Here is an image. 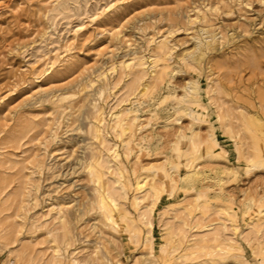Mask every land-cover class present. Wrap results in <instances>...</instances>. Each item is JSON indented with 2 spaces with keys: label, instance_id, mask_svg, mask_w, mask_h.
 I'll use <instances>...</instances> for the list:
<instances>
[{
  "label": "rangeland",
  "instance_id": "1",
  "mask_svg": "<svg viewBox=\"0 0 264 264\" xmlns=\"http://www.w3.org/2000/svg\"><path fill=\"white\" fill-rule=\"evenodd\" d=\"M262 16L259 0H3L0 264H264ZM99 112L117 224L88 170Z\"/></svg>",
  "mask_w": 264,
  "mask_h": 264
},
{
  "label": "bare ground",
  "instance_id": "2",
  "mask_svg": "<svg viewBox=\"0 0 264 264\" xmlns=\"http://www.w3.org/2000/svg\"><path fill=\"white\" fill-rule=\"evenodd\" d=\"M163 43V42H160ZM159 44V43H158ZM157 44V45H158ZM156 45V46H157ZM165 44H159L157 46V53H163V49ZM157 54V55H158ZM163 55V54H162ZM151 63V61H150ZM139 67H143L142 63L137 64ZM134 65L127 64L125 66L126 70H132ZM158 67L156 61H152L150 65V74L153 75L157 81L162 80V77L164 75V70H158L156 69ZM152 76V78H153ZM144 86V85H143ZM145 89V88H144ZM102 92V91H101ZM101 92H97V97L101 96ZM94 107V105H93ZM134 119V118H133ZM133 119L128 117L127 115L121 116L120 112L110 113L109 114V120L114 123L115 127H119L122 132H125L127 134L132 133L134 128ZM250 121V120H249ZM105 124V117L103 116L102 112H99L96 119V125L92 128V134L97 141V145L100 147V152L94 155V162L89 165L88 170L90 175L93 178V182L95 183L98 193H97V201L98 206L100 210H102L103 214L105 215L106 219H108L112 224H117V219H126L127 213L124 211L122 207H120L119 204V198L118 194L116 192V188L114 186L113 182H109L105 175L107 174L108 170L110 169L109 166V160L107 158L103 159V152L107 154L109 157L113 159H117L119 154L115 146H109L104 137L102 136L100 128L104 126ZM3 183V182H2ZM148 188V189H147ZM156 189V186L153 183H148L145 181L136 182L135 183V191H137V194H140L143 191H150ZM142 200L139 197H134L133 204L140 208L142 205ZM57 215L60 217L59 219H63V215L61 214V211L58 210ZM139 219L142 220L141 223L145 226H147L148 231H150L152 224L149 221V212L148 211H142L139 213ZM186 223L183 224V226ZM183 226L181 228L176 229L171 234L170 238L173 236L180 237L178 240L179 242L186 237L185 236V230L183 229ZM218 233V232H217ZM220 236L217 234H214V248L218 251L223 250L221 247V243L218 240V237ZM200 246L205 248L207 247L205 240H202ZM181 243V242H180ZM195 245V243H194ZM55 252L54 250L52 251ZM9 264H16L15 260H12L9 262Z\"/></svg>",
  "mask_w": 264,
  "mask_h": 264
},
{
  "label": "snow or ice",
  "instance_id": "3",
  "mask_svg": "<svg viewBox=\"0 0 264 264\" xmlns=\"http://www.w3.org/2000/svg\"><path fill=\"white\" fill-rule=\"evenodd\" d=\"M0 3H3V0H0ZM259 3L264 6V0H259ZM248 6L251 7L250 4ZM261 19H264V16H262ZM161 252H164V248H161Z\"/></svg>",
  "mask_w": 264,
  "mask_h": 264
}]
</instances>
